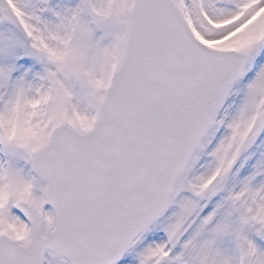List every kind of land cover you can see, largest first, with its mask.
<instances>
[{"label": "snow or ice", "instance_id": "snow-or-ice-1", "mask_svg": "<svg viewBox=\"0 0 264 264\" xmlns=\"http://www.w3.org/2000/svg\"><path fill=\"white\" fill-rule=\"evenodd\" d=\"M0 264H264V0H0Z\"/></svg>", "mask_w": 264, "mask_h": 264}, {"label": "rangeland", "instance_id": "rangeland-1", "mask_svg": "<svg viewBox=\"0 0 264 264\" xmlns=\"http://www.w3.org/2000/svg\"><path fill=\"white\" fill-rule=\"evenodd\" d=\"M46 256H47V254H46Z\"/></svg>", "mask_w": 264, "mask_h": 264}]
</instances>
